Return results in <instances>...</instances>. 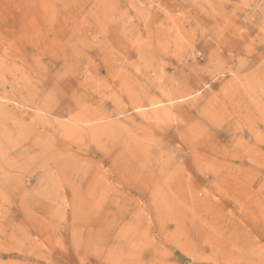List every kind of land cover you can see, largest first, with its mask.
Masks as SVG:
<instances>
[{"label":"rangeland","instance_id":"obj_1","mask_svg":"<svg viewBox=\"0 0 264 264\" xmlns=\"http://www.w3.org/2000/svg\"><path fill=\"white\" fill-rule=\"evenodd\" d=\"M0 264H264V0H0Z\"/></svg>","mask_w":264,"mask_h":264}]
</instances>
